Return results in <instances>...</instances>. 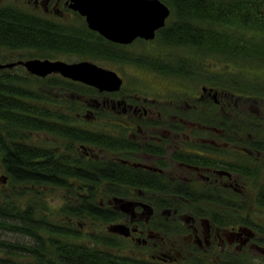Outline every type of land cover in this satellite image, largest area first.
I'll return each instance as SVG.
<instances>
[{
  "label": "flooded vegetation",
  "instance_id": "flooded-vegetation-1",
  "mask_svg": "<svg viewBox=\"0 0 264 264\" xmlns=\"http://www.w3.org/2000/svg\"><path fill=\"white\" fill-rule=\"evenodd\" d=\"M12 2L86 23L67 0ZM156 32L106 38L103 56L78 59L121 82L100 88L71 78L78 89L61 94L72 100L58 110L73 130L34 137L42 167L61 172L59 185L41 186L58 193L24 198L40 200L45 224L64 230L61 242L95 247L110 263L264 264V66L205 49L201 60L182 54L179 66L161 70L149 60L161 54Z\"/></svg>",
  "mask_w": 264,
  "mask_h": 264
},
{
  "label": "trees",
  "instance_id": "trees-1",
  "mask_svg": "<svg viewBox=\"0 0 264 264\" xmlns=\"http://www.w3.org/2000/svg\"><path fill=\"white\" fill-rule=\"evenodd\" d=\"M162 1L170 12L157 28L156 36L167 49L150 57L152 66L166 71L170 66H179L182 56H170L171 46L196 52L197 55L190 53L192 61L203 59L206 49L210 57L222 51L225 61L238 58V62L248 66L254 59L257 67L264 66V0ZM75 16L77 23L70 24L13 2L0 3V46L24 50L11 60L56 58L57 53L79 58L103 56L107 39L89 28L79 14ZM253 35L261 38L251 40ZM73 84L71 78L59 73H29L22 64L0 68V176L11 185V192L0 193V230L32 237L30 246L26 241L0 237V264H115L95 247H74V242H61L59 237L64 230L52 223L45 224L40 200L24 198L29 193L38 195L36 187L61 183L57 177L60 170L42 167V144L32 133L73 130L63 117L65 113L58 110L62 101L71 103V97L61 94L77 90L78 86ZM69 172L88 180L87 173ZM27 252L32 253L33 260L28 259Z\"/></svg>",
  "mask_w": 264,
  "mask_h": 264
},
{
  "label": "water",
  "instance_id": "water-1",
  "mask_svg": "<svg viewBox=\"0 0 264 264\" xmlns=\"http://www.w3.org/2000/svg\"><path fill=\"white\" fill-rule=\"evenodd\" d=\"M69 7L84 16L89 28L105 38L130 42L137 36L152 38L164 24L170 8L162 0H67ZM22 64L32 74L45 76L51 72L97 85L117 88L120 77L115 71L88 59L67 61L62 58L26 57L0 61V68Z\"/></svg>",
  "mask_w": 264,
  "mask_h": 264
},
{
  "label": "rangeland",
  "instance_id": "rangeland-1",
  "mask_svg": "<svg viewBox=\"0 0 264 264\" xmlns=\"http://www.w3.org/2000/svg\"><path fill=\"white\" fill-rule=\"evenodd\" d=\"M12 2V0H0V3H10ZM77 19L76 16L74 15L72 17L68 16V19ZM69 19V20H70ZM249 32V31H248ZM159 39L155 40V45L157 47V49L160 52H163L161 49H167V46L164 44H162L161 42L158 41ZM140 46V45H139ZM24 52L23 49H9L5 46H0V61H7V60H11L14 59V57L18 54ZM191 50L185 47H180V46H171L168 48V54H170V56H178V55H182V54H186V56H190ZM3 58H5L6 60H2ZM56 58H62L64 60L67 61H74V60H78L79 56L75 55V54H69V53H57ZM8 69L10 67H7ZM18 69V67L16 68V70ZM17 71H21V70H17ZM33 137L39 136L37 135L35 132L32 133ZM11 185L8 181L3 182L2 180H0V193L3 191H10L11 192ZM35 189V188H34ZM36 189L39 190L40 194H44V193H48L49 195H55L58 193V188L57 187H48L46 190L44 187L39 186L36 187ZM0 237L1 238H5V239H10V240H14V241H21V242H25L27 241V237L24 234L15 232V231H9V230H0Z\"/></svg>",
  "mask_w": 264,
  "mask_h": 264
}]
</instances>
